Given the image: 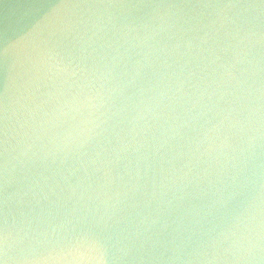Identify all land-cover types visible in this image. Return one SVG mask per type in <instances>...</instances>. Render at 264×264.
I'll use <instances>...</instances> for the list:
<instances>
[{
  "label": "water",
  "instance_id": "95a60500",
  "mask_svg": "<svg viewBox=\"0 0 264 264\" xmlns=\"http://www.w3.org/2000/svg\"><path fill=\"white\" fill-rule=\"evenodd\" d=\"M0 264H264V0H0Z\"/></svg>",
  "mask_w": 264,
  "mask_h": 264
}]
</instances>
